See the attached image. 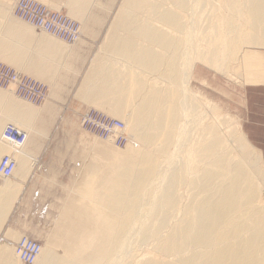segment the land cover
Returning <instances> with one entry per match:
<instances>
[{
  "label": "bare ground",
  "instance_id": "obj_1",
  "mask_svg": "<svg viewBox=\"0 0 264 264\" xmlns=\"http://www.w3.org/2000/svg\"><path fill=\"white\" fill-rule=\"evenodd\" d=\"M98 1L71 0L67 4L80 25L50 12L38 0L17 1L13 8L16 18L51 39L36 36L23 23L10 22L7 5L0 3V19L7 23L0 24V57L25 70L36 66L50 81L49 90L45 94L16 66L0 63V67L31 82L43 96L53 95L60 72L75 71L70 62L74 64L76 58L71 57L78 52L63 46L59 38L69 40L71 43L64 44L70 47L75 45L79 39L74 40L89 30L91 9ZM209 1H123L100 54L110 56L109 62L126 63L128 71L124 75L116 72L114 63L104 62L99 54L96 61L103 64L93 63L79 94L105 111L109 105L108 111L123 120L103 115L106 131L102 135L87 130L106 141L98 139L94 145L95 159L82 171L78 192L69 196L61 218L47 243L39 244V254L31 264H264V206L259 202L264 191L263 154L244 135L239 122L223 117L210 99H204L205 110L213 108L212 121H208L207 111L197 105L187 84L198 59L214 71L224 73L226 69L231 78L245 44L264 47V0H216L215 15L200 29L196 20L206 14L207 10L201 16V11ZM22 2L43 7L54 18L53 29L23 19L17 13ZM202 20L199 23L206 22ZM115 72L121 74L118 79ZM160 80L170 86L159 88ZM4 88L15 92L16 85ZM3 91L0 157L14 150L7 156L16 166L9 177L0 172L4 180L0 185V231L31 170L33 161L26 148L40 117L39 111L13 101ZM17 97L34 106L33 101L39 100L36 95L32 99ZM114 122L122 126H111L109 131L105 124ZM9 127L26 134L22 145L5 139ZM128 132L135 145L125 150L115 147L123 142L120 135L127 141ZM237 149L241 156H235ZM15 178L16 183L11 181ZM10 231H6L9 238ZM23 238L31 239L21 236L13 250L0 242V264H26L17 254ZM137 238L152 244L155 257L149 253L150 257L132 263V243L136 239L142 244ZM55 246L62 247V255L55 253Z\"/></svg>",
  "mask_w": 264,
  "mask_h": 264
},
{
  "label": "rangeland",
  "instance_id": "obj_2",
  "mask_svg": "<svg viewBox=\"0 0 264 264\" xmlns=\"http://www.w3.org/2000/svg\"><path fill=\"white\" fill-rule=\"evenodd\" d=\"M17 1L19 0H0V3L6 4L8 7V12H6V14L8 15L7 17H10V19H12L10 20V22L23 23L36 36H41V38L43 39H45L44 37L48 38L49 36L37 30L39 28L35 29L36 27H33L26 22L16 18L13 13V8ZM38 1L46 6L50 12L56 13V15H64V17L67 18L68 21H71L75 25H80V19L78 23V18L72 15L70 6L67 5L69 2H71V0ZM123 1L124 0H100L97 3L93 4L95 7L93 6L91 9V20H88V25L91 29L87 28L89 30H87L86 32L84 30V32H82L83 35L81 34L74 40L77 41V39H79L75 43V45L70 47L69 45L64 44L66 42L71 43L69 42V40L67 41L62 37L59 38L61 41H64V43H62L63 46L67 47L70 50L73 49L72 51H78L79 53H74L75 55L71 57V60H74L76 58L74 60V64L73 62H70L71 66L73 65V67H76H74L75 71L63 70L62 72H60V77L57 78L55 88L53 89V95H46L47 97H45L44 95L45 98H43L40 102H38L39 100L33 101V104L36 103V106H34L23 101L20 98L18 99L15 92L11 91L10 89L8 90L4 87H2L4 89L0 88V91L4 90L3 93L8 94L13 101L33 108L36 112L39 111L38 114H40V117L38 116L39 118H37V123H35V130H33L31 135L29 136L30 141L27 144L26 148L28 149V152H31V149L33 150L37 146L40 147L46 142L53 143L52 147H57L58 149L56 151L57 160L55 162V166H50L49 168L46 166L47 168L45 167L44 169L39 168V159L34 157H31V159H29V161H33V169L31 171L29 180L24 184L22 193L20 194L15 206L12 209L11 214L9 215L7 221L4 223V226L0 231V234L3 231L6 235V231L11 230L10 232H12L13 230V233L15 231L14 234L18 235L15 237V235L13 236V233H9L11 235L10 238L8 236L6 237L10 240V242L2 239L9 244V247L12 250L14 249L15 244L20 240L21 236H27L40 245H44L47 243L52 230L55 228V225L61 218V214L65 207V204L70 201L69 196L74 195V192H78L79 188L77 184L79 183L77 182V176L81 175L82 177V171L85 170L86 164L95 159V150L93 149L95 147L94 145L100 142V140L98 139L106 141V138L104 137H98L97 139L95 137L96 134H90L84 127V120L86 118V115H89L90 113H95V115L97 114L99 116L106 115L113 117L114 115L110 111H108L110 110V108L108 107L109 105L106 107L107 109L105 111V109L103 110L102 107L91 105L87 102V100H84L85 98L83 96L79 94H81L80 91L84 82L83 78L89 73L91 66L93 68L94 64L96 65V60H99L101 56L103 57V53L100 54V51H104L103 44L106 46L108 43L107 38H110V28L113 25L112 23H114L115 21V16L120 11ZM215 1L216 0H210L208 4H203L204 11H201V16L205 12V10H207L208 12L211 11L212 14H210L212 15V17L210 18L211 15L206 11V14L200 17V19L198 18L196 21H198V27L200 29H204V27H206L205 25L207 21L212 19L215 15V10H217L218 8L216 7L215 9V6H217L216 3H213ZM210 2L213 3V6L212 4H210ZM217 4L220 5V3ZM210 6L211 8L213 7V9H211ZM208 14L210 15L209 18L207 16ZM67 15L70 17L73 16L71 18H73L75 21L71 20ZM94 17L96 18L94 19ZM203 17H206V22L199 23V20H204ZM0 24L5 25L7 23L5 22V20L0 19ZM88 31H90V33ZM70 32L75 34L73 31ZM197 33L199 35L202 34L201 32ZM104 40H107V42H105ZM240 50L241 51L238 54V60L236 61L238 65L237 63H235V69L233 71L235 77L231 76L230 78V75H228L226 69L224 70V73L221 71H214L210 68V66L208 67L205 62H202L203 64H200L201 60L198 59L199 61L195 62V73L191 76V79H188L187 84L190 91H193V93H195V95H193L194 99H198L196 101L197 105H202L201 110L207 111L206 115L208 117V121H212L213 108H211L210 110L209 108H206L205 110L204 103H202V101L205 102L204 99H210L218 107V109H220L218 112L223 113V117H230L231 120L233 119L235 123L239 122L238 124H236L242 126L244 135L247 136L245 127L247 120H256L255 122L264 124V96H262L261 99H256L257 101L251 104L250 98L246 94L247 88H264V47H251L245 44ZM109 57H103L104 62H107L108 60L109 64L112 63L113 60L111 59V62H109ZM0 63L6 64L16 69V65L11 63L9 65V62L1 57ZM113 63L116 66H114V70L116 72H122L121 74L124 75L128 71V65H126V63L119 61H114ZM98 64L99 66H101L103 63L101 61L100 63L98 62L97 65ZM206 66L208 67V69ZM16 67L19 73L23 74L24 76H28V78L31 77L34 80L36 86H39V88H41L46 94V92L49 90L50 81H48L47 77H42V75L38 73V69H36V66L33 67L32 70L21 69V67L18 66ZM116 72V79H118L117 74L119 73ZM217 73L220 75H218ZM242 73L245 74V76ZM121 74H119V76ZM233 77L235 79H233ZM249 79L251 80V82ZM189 80H191V82H189ZM159 84V88L161 86H170H168L169 83L167 84V82H163L162 80H160ZM114 118L116 117L114 116ZM116 119L123 120L120 118ZM51 129H53L52 133L49 132ZM261 129L262 139L264 141V127ZM34 132H36V134ZM127 135V145H125L127 141L123 140V142L118 141L119 143L117 142L116 144H114V146L119 149L125 150L127 146L130 147V145H135V140L132 139L130 132H128ZM64 144L66 145V150L59 151L60 146ZM249 149L250 150L248 151L252 150V148ZM237 150H235L234 152L235 156H241L240 151ZM262 151L264 153V150ZM10 152L15 153L14 150H11L9 152L5 151L0 157V161L3 156H7ZM3 181L2 179H0V185L3 184ZM11 181L16 183L17 179L15 178ZM259 202L262 206H264V191L263 195H260ZM137 240L142 242V244L137 242L136 239L135 242L132 243L133 247H131L134 251L131 250L132 248H130L131 251H129V254H132H130L131 256L129 255L130 259L132 261L134 259L133 262L130 260L132 263L143 260L149 253L150 256L155 257L151 249L152 244L147 241H141L138 238ZM136 243L140 246H136ZM144 245H146V247L148 245L151 246L149 248H146ZM61 248V246H55L53 247V250L55 249V253L62 255L63 249L61 250ZM150 256L148 255V257Z\"/></svg>",
  "mask_w": 264,
  "mask_h": 264
},
{
  "label": "built area",
  "instance_id": "obj_3",
  "mask_svg": "<svg viewBox=\"0 0 264 264\" xmlns=\"http://www.w3.org/2000/svg\"><path fill=\"white\" fill-rule=\"evenodd\" d=\"M17 13L28 22L41 27L47 28L49 30L53 29V25L51 24L54 21V18L51 14H48L45 9L38 4L33 2H22L18 8ZM72 27V26H70ZM73 28V27H72ZM61 32H66V30H60ZM0 85L4 87H9L12 85H16L15 92L19 97H23L26 99H32L34 95L39 99L40 102L44 96L43 93L36 89L31 82L27 80H19L17 76L6 68L0 67ZM97 123V125H96ZM99 123V125H98ZM105 124L109 131L111 130V126L121 127L122 124L120 122H114ZM84 127L86 130L90 132H99V135H102L106 128H104L101 122V116L95 115V113H90L84 120ZM117 130L114 133V136L117 135ZM5 139L14 140L18 145H22L24 141L27 139V136L24 132H21L13 127L7 128L5 131ZM121 140H124L126 137L122 135L119 136ZM16 164L13 162V159L10 157H5L0 165V172L3 176L9 177L12 175L13 170L15 169ZM40 251V245L28 238H23L17 245V254L19 257L26 262V264H31L37 258Z\"/></svg>",
  "mask_w": 264,
  "mask_h": 264
},
{
  "label": "crops",
  "instance_id": "obj_4",
  "mask_svg": "<svg viewBox=\"0 0 264 264\" xmlns=\"http://www.w3.org/2000/svg\"><path fill=\"white\" fill-rule=\"evenodd\" d=\"M38 37L41 38V36H38ZM246 94L249 96L250 102L252 104V103H255L257 101L256 99H261V97L264 96V88L250 87V88H247ZM255 121L247 120L246 125H245L246 134H247L248 138L250 139V141L254 144V146L257 149H259L262 152V154L264 155V153L262 151V150H264V141L262 139V129H261L264 127V124L260 123V122L257 123ZM49 132L52 133L53 129H51ZM36 145H38V144H36ZM52 146H53V143L46 142L45 144H42L40 147L37 146L35 149L31 150L30 157H34V158H37L40 160L39 165H38L39 168L44 169L46 166L49 168L50 166L56 165L55 164V162L57 160V152L56 151L58 149H57V147H52ZM65 150H66V145L65 144L61 145L59 151H65ZM32 169H33V164H32L31 170L29 172L28 178H26V180L23 181V184L27 183V181L29 180ZM77 177H78L77 182L80 184L81 175H78ZM30 179H32V178H30ZM79 184H77L78 188H80ZM2 239L7 241V242H10V240L6 237V235L4 234L3 231L0 234V241H3Z\"/></svg>",
  "mask_w": 264,
  "mask_h": 264
}]
</instances>
